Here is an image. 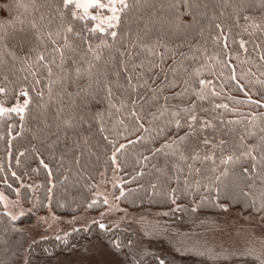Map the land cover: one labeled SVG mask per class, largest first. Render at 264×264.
Segmentation results:
<instances>
[{
	"label": "trees",
	"instance_id": "1",
	"mask_svg": "<svg viewBox=\"0 0 264 264\" xmlns=\"http://www.w3.org/2000/svg\"><path fill=\"white\" fill-rule=\"evenodd\" d=\"M127 3L102 32L63 0H0V105L27 104L0 115V189L32 208L14 220L0 200V264H48L93 239L130 264H219L162 259L101 225L26 248L38 215L106 208L97 183L114 156L123 205L169 229L233 213L264 226V0Z\"/></svg>",
	"mask_w": 264,
	"mask_h": 264
},
{
	"label": "rangeland",
	"instance_id": "2",
	"mask_svg": "<svg viewBox=\"0 0 264 264\" xmlns=\"http://www.w3.org/2000/svg\"><path fill=\"white\" fill-rule=\"evenodd\" d=\"M102 2L107 4L108 0ZM78 11L82 13V10ZM90 14L98 17L94 20L96 25L99 24L104 31L109 29L107 23H101V20L112 15L107 8L90 9ZM16 106L0 105L6 109ZM20 106L23 107L24 104ZM123 193L120 166L114 156L113 170L104 173L97 183L96 196L103 199L106 208L95 213L87 211L74 217L57 216L51 211L38 215L34 224L21 226L28 236L26 248L43 240L60 239L76 231L88 230L92 225H103L109 231L119 229L133 233L135 247L149 246L160 253L162 259L171 257L193 262L198 259L204 263L227 264L238 256L253 254L264 260V226L256 221L233 213L218 220L207 219L201 222L197 231L188 233L187 230L169 229L168 221L160 218L158 214L131 211L121 202ZM0 200L4 211L14 220L32 211V208L22 204L20 197L12 198L3 189H0ZM125 261L99 239H93L82 245L80 250L62 254L48 264H130L128 259Z\"/></svg>",
	"mask_w": 264,
	"mask_h": 264
},
{
	"label": "snow or ice",
	"instance_id": "3",
	"mask_svg": "<svg viewBox=\"0 0 264 264\" xmlns=\"http://www.w3.org/2000/svg\"><path fill=\"white\" fill-rule=\"evenodd\" d=\"M117 5H119V7H117ZM63 6L65 8L69 7V6H73L75 9L77 10H82V15H80L78 18L80 19H91V20H97L98 17L95 15H91L90 14V9H98V10H102L107 8V10L109 12L112 13V15L110 17H107L106 20H101V23H107L108 28H114L117 27L120 21V15L119 12L127 9L129 7L127 0H108V3L105 4L102 2V0H63ZM73 17L76 18L77 17V12H73L72 13ZM97 29H99L100 31H104L103 28L100 27L99 24L96 25L95 28L91 29L92 31H96ZM67 31L71 32L72 28L68 27ZM117 35V33L115 31L111 32V36L115 37ZM243 46V45H242ZM40 59H43V56L40 57ZM201 83L203 84L204 82L201 81ZM0 91H3L2 89H0ZM24 95H27V93H23ZM27 106V104H25L23 107L20 105H17L14 108L11 109H6L3 107H0V115H3L5 112H17V113H23L24 112V108ZM192 120L195 121L196 117L192 116ZM178 124V122H177ZM179 126V124H178ZM232 160V157L229 156L227 157V159L224 161L225 163L229 162ZM245 172H247L248 170L245 169ZM101 227H103V225H101ZM160 264H163V261L160 262Z\"/></svg>",
	"mask_w": 264,
	"mask_h": 264
}]
</instances>
